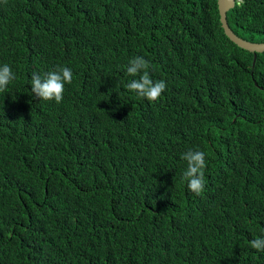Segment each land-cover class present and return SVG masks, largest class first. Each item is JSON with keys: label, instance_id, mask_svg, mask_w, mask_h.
Here are the masks:
<instances>
[{"label": "trees", "instance_id": "1", "mask_svg": "<svg viewBox=\"0 0 264 264\" xmlns=\"http://www.w3.org/2000/svg\"><path fill=\"white\" fill-rule=\"evenodd\" d=\"M264 40V0L227 12ZM137 56L159 102L128 90ZM216 0H0V264H264V52ZM68 67L60 104L32 73ZM205 153V190L183 177Z\"/></svg>", "mask_w": 264, "mask_h": 264}, {"label": "clouds", "instance_id": "2", "mask_svg": "<svg viewBox=\"0 0 264 264\" xmlns=\"http://www.w3.org/2000/svg\"><path fill=\"white\" fill-rule=\"evenodd\" d=\"M237 3L242 6L243 0H237ZM148 69L149 62L145 58L137 56L131 59L126 69L127 74L138 78L130 80L126 88L149 102H159L166 90V83L163 80L154 81ZM15 79V73L8 64L0 66V93L7 91L8 85ZM72 81L73 73L68 67H58L43 76L34 72L31 76V92L39 100L60 104L64 99L65 85H70ZM181 158L187 162L183 177L188 182V189L197 196L201 195L205 190V153L189 150ZM250 245L253 249L264 252V238L253 239Z\"/></svg>", "mask_w": 264, "mask_h": 264}, {"label": "water", "instance_id": "3", "mask_svg": "<svg viewBox=\"0 0 264 264\" xmlns=\"http://www.w3.org/2000/svg\"><path fill=\"white\" fill-rule=\"evenodd\" d=\"M239 5L237 0H216L217 15H219V22L221 28L228 37L237 43L241 48L253 53L252 66L255 64L256 54L264 52V40L256 41L244 38L239 35L227 22V12Z\"/></svg>", "mask_w": 264, "mask_h": 264}]
</instances>
